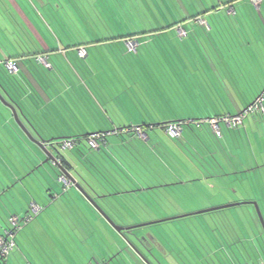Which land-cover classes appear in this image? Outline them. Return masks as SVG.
<instances>
[{"label":"rangeland","instance_id":"1","mask_svg":"<svg viewBox=\"0 0 264 264\" xmlns=\"http://www.w3.org/2000/svg\"><path fill=\"white\" fill-rule=\"evenodd\" d=\"M7 1L10 0H5V3ZM165 1L168 4H149L147 0H142L133 7L123 4L121 0V14L112 4H103L104 1L87 4L94 15H103L104 18L114 16V19H109V23L105 20L101 26L87 25L86 31L91 39L110 37L114 35L113 32L126 33L127 29L153 31L135 36L139 43L136 50L129 48L126 39L119 38L88 46L89 56L85 57H80L78 52H70L69 56L63 55L61 50L59 54V50L55 49L54 54L48 56L49 59L44 55L48 62H52V68H47L45 63L34 59L37 70L41 71L39 74L36 72V77L41 78L44 88L39 90L31 85L32 89H24L25 81L15 71V78L19 81L13 79L15 88L11 91L19 98L20 106L14 104L16 111L8 105V102H12L11 98L0 88V93L6 99L5 103L0 98V239L12 240L14 243L5 256L1 253L0 246V259L3 264H88L95 258L100 262L105 261L106 264H170L171 252L177 264H183L180 261L188 264L193 262L191 258L204 253L199 246L202 245L201 241H205V235L212 231L221 238L229 235L232 240L243 239L241 243L247 250L255 245L256 224L251 219L263 229L255 204L241 203L200 214L179 215L210 208L213 204L256 201L264 217V110L248 113L244 122L236 128L228 129L221 123V135L217 136L212 130L210 138H202L208 146H219L220 149L222 147L221 151L225 154L214 149L213 155L211 153L209 157H205V161L201 163L203 167L201 165L200 168L190 159L178 160L174 155L168 158L166 150L164 151L165 144H183V136L172 137L161 127L150 129L147 141L139 138L131 140L129 136L133 135V131L121 134L126 139L122 150L132 152L142 161L141 170L131 169L129 163H124L130 166L124 167V170H127L125 173L128 176L133 177V181L127 180L120 169H113L116 165L114 161L121 156L120 150H116L112 143L118 138L117 134L108 136L109 144L105 148L95 149L97 157L99 156L105 167L93 168V165L84 164L87 162L85 157L93 151L86 140L79 143L86 153L85 157L77 155L76 150H63L58 146L62 153L73 157V161L79 164L80 171L90 183L100 181L99 191L111 193L117 190L114 192L116 195L100 198V203L105 199L131 196L137 199L134 202L137 209L126 220L131 225L173 218L136 227L134 231L126 234L127 238L115 230L74 185L67 187L65 182L59 180L50 164L45 163L33 174L14 182V179H19L24 173L16 170L18 163L31 166L37 162V159H32V153L26 145L30 142L34 148L32 145L35 143L28 136L27 128L20 126L19 119L29 127L30 134L49 139L54 137L52 135L74 133V127L83 132L87 128L99 126V119H103L105 125L100 122L106 127V118L109 119L108 123L111 119L125 123L150 118L153 121L183 117L203 118L207 117L205 109L214 103H220V107L221 104H226L230 111L236 109L230 105L232 98H227L220 89H216L219 93L214 94V99L212 92L207 91L203 96L188 98L182 106L170 100V90L167 87L173 77L175 80L174 74L184 68L188 72L198 69L207 77L208 63L214 61L208 55L204 41L206 39L197 35L202 30L201 23L204 20L187 22L183 27L187 28L188 34L184 36L179 34L178 27L154 32L179 20L178 13H186L188 8L186 4H170L169 0ZM11 7V12L21 21L20 11ZM64 8L66 11L70 9ZM221 13L228 16L224 10ZM31 14L36 18L37 15L33 12ZM206 18L210 20L209 17ZM4 23V20H0V44L7 45ZM191 27H196L197 32ZM221 29L219 31H224L222 34L227 35L226 43L229 46L232 43L229 30L226 26V30ZM67 33L70 34L69 29ZM232 33L235 36L233 31ZM260 36L263 37L261 33ZM238 54L240 53H235L236 62L247 60V57ZM68 58H71L72 63L65 64ZM183 65L186 66L182 67ZM217 68L221 70L220 66ZM232 68L235 69L232 75L241 72L238 68ZM257 69L263 71L264 67ZM58 70L66 73L62 74ZM259 70L244 72V78L237 83L238 93L234 92V96L241 107L259 94L264 97V72ZM70 72L72 73L69 75ZM72 75L76 76V81L72 82ZM113 76L120 82L129 76L130 81L125 82L124 88H120V84L112 79ZM216 77L220 78L221 75ZM217 81L220 80L210 81L211 87L220 88ZM181 82L187 84L184 80ZM70 83L74 84V88L69 87ZM204 84L206 87L210 86ZM191 85L200 87L196 83ZM54 98H59L61 102H53ZM69 99H72V104ZM99 101H104V104ZM209 125L203 122L201 127L195 128L199 131L211 128ZM187 129L189 130L188 126L183 135L187 133ZM190 145L189 148H192ZM207 145L199 147L205 149ZM192 155L189 153L188 157ZM45 171L48 172L46 175ZM123 176L125 179H122ZM159 183L168 184L158 186ZM142 185L157 186L135 195L121 192L136 190ZM51 193H55L56 197ZM35 203L41 207L40 211L33 209ZM199 206L201 207L187 212L191 207ZM252 211L255 218L254 215H249ZM13 216L19 217L17 225L11 220ZM10 232L13 234H9ZM129 241L146 255L148 262L137 254ZM132 252L138 257L131 254ZM182 257L184 258L181 259ZM256 261L261 264L259 259Z\"/></svg>","mask_w":264,"mask_h":264},{"label":"crops","instance_id":"2","mask_svg":"<svg viewBox=\"0 0 264 264\" xmlns=\"http://www.w3.org/2000/svg\"><path fill=\"white\" fill-rule=\"evenodd\" d=\"M98 1H101V2L104 1L103 4H112L111 6H115L116 10L119 12V14H121V12L119 10V8L121 7V0H10L9 2L7 1L8 3H5V0H0V12L2 10H4V12H6V14H7L9 11H11V6H13L16 9H19L22 17L25 18L26 21L28 22L27 23L25 20L22 19V21L27 23V25H26V23L23 24V22L20 21L22 23V25L23 26L26 25L28 29L25 28L26 26H24V28L22 26V28L29 32V33H27V32L23 33V29H22L21 31H22L23 36L27 39L29 37H34V39L40 45V46H37V45L34 46L36 48V50H38V51L40 50L42 52V54L45 55L49 59L48 56H50V54H54L53 53L54 49H57V51L59 50V52H58L59 54H61V51H62L63 55L69 56L70 52L78 54L77 53L78 47L76 44H78L79 41L80 42H86V41L92 42V41L96 40V39H91L89 37L88 32L86 31L87 25L94 24V25L101 26L104 22H106V21L108 22L109 19H114V16L113 17L106 16L104 18L103 15H99V14L94 15L92 13L90 6H88L87 4H96V2H98ZM139 1L141 3L142 0H123V4L132 5L134 7L136 4L139 3ZM147 1L149 4H152V3L168 4L165 0H147ZM169 1H170V4H186V7H188L186 9V13H183L182 11H181V14L178 13V15L180 16V19L177 21H173V22L169 23L170 25L171 24L172 25L180 24L182 26H185V24L187 22L196 21V19H195L196 17L191 19L190 16L193 14H197L201 10H205V9L211 10L209 12L202 14L203 15L202 17L208 21V19L206 17H209V15H212V14H215V15L220 14L219 12L224 10L226 12V14L228 15V21H227L226 25H227V30H229V35L231 38L230 41L232 42L230 44V46L233 49L234 53H236V52L240 53V54H238V56L247 57V60L244 59L243 61H240V63L238 65H235V66L233 65V67L238 68V71H241V72H254L256 70H259V69H257V67L258 68L264 67V0H261L260 7L256 8L258 11L254 8L255 6L251 2V0H169ZM148 3H146V4H148ZM63 4H71V5L65 6ZM196 4H201V5L197 6ZM64 7H69L70 8L69 12L66 11ZM195 7H196V9H194ZM48 9H51V10H48ZM133 10H135V9H133ZM24 11L26 13H24ZM29 11H31L35 15H37L36 18H34L31 14V12L29 13ZM62 11H63V14H62ZM87 11H88V13H87ZM123 11H124V9H123ZM26 14L29 16L31 22L27 19ZM95 16H96V18H95ZM98 16H99V18H98ZM184 17L190 18V19L187 21H182ZM9 20L10 19H5V23H4L5 27H3L4 35L7 38V41H6L7 45L4 44L3 46L5 47V49L7 51L11 52V54L17 55V53H13V52L17 51L18 48H13V46L11 45V39H12L11 37L13 36V34L16 33V31H17L16 27L18 25H16V23H9L10 22ZM56 24L59 25L60 27H57ZM10 25H12V29H10ZM60 28L62 29L61 34L59 31ZM68 29H69L70 34L67 33ZM127 31L133 32V29H127ZM232 31L235 33V36L232 33ZM128 32L119 33V34L113 32L114 35H110V37H106L105 39H108V40L119 39V37L118 38H115V37L127 34ZM260 33L262 34L263 37L260 36ZM63 36H66V37H63ZM85 36L88 38H85ZM242 36H243V38H242ZM64 38L70 40L72 47H70V48H64L63 47V44L60 42H61V39L65 40ZM97 39H99V38H97ZM120 39L123 40L126 38L120 37ZM97 44L98 43H87L86 45L84 44V45H79V46H84L86 48V51H87V56H89L88 46H90V45L96 46ZM51 48H54L53 51ZM249 52H251V54H249ZM211 54L212 53H208L209 56H211ZM67 63H72L71 58L66 59L65 64H67ZM58 71L61 72L62 74L66 73V72H63L62 70H58ZM233 71H235L234 68H233ZM259 71L262 73L264 72V70L263 71L259 70ZM71 73L72 72H70L69 75ZM76 79H77L76 76L72 75V82L76 81ZM112 79L115 82L120 84V86H119L120 88H124L125 82L130 81L129 76H126L122 82H120L115 76H113ZM68 85L70 88H74V84L72 85V83H70ZM52 101L53 102H57V101L61 102L59 98H54ZM69 102H70V104H72V99H69ZM75 103L76 102H74V104ZM99 103L104 104V101L103 102L99 101ZM69 113H70V115L72 114L71 111H69ZM106 119H107V121L109 120L108 118H106ZM147 120H151V118L150 119H143V121L131 120V121H128L125 123L119 122L117 120L114 121L111 119L109 123L106 121V127H105V126H102V124H101V122L104 123L103 119H99L98 120L99 126L92 127L91 129L87 128L83 132L77 131V128L74 127L75 128L74 133L52 135L54 137H50V138L56 139V138H63V137H70V136L73 137V136H78V135L83 136V135L91 134L94 132H99L101 130H111V129H115V128H122L123 126H129L130 124L143 125V124H146ZM104 125H105V123H104ZM26 128L30 132L29 127L26 126ZM212 132L213 131L210 127L201 129L199 131L195 130L193 128H189V130L187 129V133L185 135H183V137H182V140L184 141L185 144L184 143L183 144L180 143V145L179 144L178 145H166L165 144L164 151L166 150V152H167L166 154L168 155V158L173 157V155H174L177 157L178 160L188 161L190 159L196 163L197 168H200V166L202 165L201 163L205 161V157H207L211 153L213 155L212 151L214 149L219 151V153L222 152L221 151L222 147H221V149L219 146L218 147H211V146L207 145V142L202 141V138H204L206 136L208 138H210V134ZM32 135L35 137H40V136H36L34 134H32ZM129 137L131 140L137 138L134 135H130ZM230 137L231 136H227V138H230ZM125 140H124V138L118 136V138L114 139L112 142L113 145L116 147V150H120L121 156H122L121 157L119 155L120 159H117L116 161L123 164L122 165L123 168L124 167L128 168L130 166L124 164V163H128L125 160V158H126L132 164V167H130L131 169L133 168L136 170H141L142 169V167H141L142 161L139 160L137 157H135L132 152L129 153V151L126 149L122 150L125 147L124 146ZM108 144H109V142L105 143L103 145V147L105 148V146ZM190 144H192V145H190ZM188 145L192 146V148H189ZM202 145H207V147L205 146V149H201L199 146H202ZM209 147H211L212 150H210ZM224 150H225V152H227V149H224ZM189 153L193 154L192 157L191 156L188 157ZM222 153L225 154L224 152H222ZM66 155H67L69 162H70V164H69L70 166H68V169L73 173V175L75 176V178L78 181H81L79 174L77 172L78 170H80L79 164L77 162L73 161V157L71 155H68V154H66ZM99 160H98V167L97 168L102 167V166L105 167L104 164L101 163V160L100 161ZM102 161H103V159H102ZM197 162H198V164H197ZM41 165H42L41 162H39V164L38 165L36 164L34 166V169L28 171L26 173V175L29 176V175L33 174L34 171L39 169ZM86 165H91V164L87 163ZM92 167L94 168V166H92ZM201 167H203V165ZM114 168L118 169V167L116 165L114 166ZM104 169L106 170L107 168H104ZM89 171L92 172V169H89ZM45 175H46V172H45ZM25 177L26 176H23L22 178H25ZM21 179H18V181ZM42 183L45 184V182H42ZM89 184L93 185V187H96L95 184H97V183H96V181H95V183L94 182L90 183V181H89ZM159 184L166 185L168 183H159ZM48 189H50V188H48ZM141 190H144V188L140 187L139 191H141ZM51 194L53 195V193H51ZM105 202L110 203L111 200L105 199L103 201L104 205L106 206ZM201 206L191 207L190 209H188L189 211H187V212H190L191 210L198 209ZM212 206L217 207V206H221V205L213 204ZM131 214H133V213H131ZM185 214L190 215V214H194V213L190 212V213H185ZM185 214H181L179 216H184ZM249 215L250 216L254 215V218H255V213H253V211L250 212ZM252 219H251V222H255V224H256V225L254 224L255 225L256 242H255V245H251L249 250H247L246 247H244V244L241 243V241H243V239L239 238L238 240L237 239L232 240L229 237V235L222 237L223 238L222 239L221 237H219V234H214L215 231H212V232H209L205 235V238H206L205 241H203V242L201 241L202 245L199 246L201 248V250H204V253L203 254L200 253V255L197 256L196 258H191V259H193V262L190 261L188 264H206V263L207 264L208 263H210V264H229L228 263L230 261V260H228L229 258H231L233 260L232 262H235L237 264H257L256 259H259V262H261V263L264 262V236H263L264 231H263L262 227L257 225L256 221H253ZM124 226H126V225H124ZM132 231H134V230L132 229L130 231V233ZM232 238H234V237L232 236ZM204 242H206V245L204 244ZM237 243H240V244L237 245ZM166 248H168V247H166ZM170 249H172V247H170ZM131 254H135V253L132 252ZM169 254L171 255L169 263L170 264H177L178 262L175 261L174 255L172 254V252ZM135 256L138 257L136 254H135ZM183 258L184 257H182L181 259H183ZM198 259H199V261H198ZM136 260L139 261L138 259H136ZM180 263L186 264V263L181 262V261H180ZM88 264H106V263H105V261L100 262L99 260H97L95 258V259H92Z\"/></svg>","mask_w":264,"mask_h":264},{"label":"trees","instance_id":"3","mask_svg":"<svg viewBox=\"0 0 264 264\" xmlns=\"http://www.w3.org/2000/svg\"><path fill=\"white\" fill-rule=\"evenodd\" d=\"M254 8L256 9V7H254ZM48 10H51V9H48ZM209 11H211V10L210 9L209 10L208 9L201 10L197 14H193V15L190 16L191 19L196 17L195 18L196 21L197 20L198 21L204 20V22L201 23L202 30H200V32H198L199 34H197V35L199 37H202V38L207 40L208 43L206 42V40H204L205 41V46L207 47V52L208 53H212L211 55H213V56H209V57L212 58V60L214 61V63L212 61L210 63H208L209 64V66H208L209 70L206 73L207 77H206L205 73L203 71H201V70L194 69L192 72H188L184 68V69H181V72H178V74L177 73L174 74L175 75V80H174V77H173V81L167 87L170 90V93H169V95H171L170 100H172V102H174V103H176L178 105H181V106H182V104H184V101L187 100L188 98H190V97L194 98V97L199 96V95L203 96L205 93H207V91L212 92L211 95H212V97L214 99V94H218L219 93V92H217L216 89H220V91L224 92V95L227 98H229V97L232 98L233 102H231L232 104L230 103V105L232 107H236V109L234 111H230L227 108L226 104H221V107H220V105H219L220 103H214L213 105H210V106L207 107V109H209V107H210L209 110L205 109L207 111V115H206L207 117H203V118L218 117V116H224V115H227V114H230V115L237 114V113L243 111L250 104H252L256 100V98L261 95V94H259L258 96L253 98L252 101L250 100L248 102V104L244 105L243 107H241L240 105H238V103H236L237 99L234 96V92L238 93L237 89L239 87L237 86V83H238V81L241 78H244V76H243L244 72H239L238 75H236V74L232 75V72H233V68L232 67H233V65L234 66L238 65L240 63V61L236 62V59L234 57H237V55H235V53H234L233 49L231 48V46L229 45L230 46V48H229V46L227 45V43H226L228 41L227 35L226 34L225 35L222 34V33H224V31H219L222 28V26H224V27L221 30H226L225 26L227 27L226 24H227V21H228V16H226L224 13L222 14L221 12H219L220 14L209 15L210 20L207 21V20H205L202 17L203 16L202 14L206 13V12H209ZM13 12H15V9H14ZM68 12H69V10H68ZM24 13H26V12L24 11ZM190 18H185L184 17L182 21H187ZM5 19H10L9 23H16V25H18L16 27L17 28L16 33L13 34V36L11 37L12 38L11 39V45L13 46V48H18V50L13 52V53H17V55L16 54H11V52L7 51L5 49V47L2 44H0V88H2L6 92V94L11 98V100H12V102L14 104H17V105L20 106V103L18 101V99H19L18 96H16V94L11 91L12 88H15V85L13 84V79L14 80L18 79V78H15L16 74H18L19 76L23 77V79L25 81V82L23 81L24 82V86L23 87H25L24 89H26V90L32 89V86H34L36 89H39V90L44 88V86H42V83H41L42 81L40 82L41 78L38 79L36 77L37 76L36 72L39 74V73H41V71L37 70L38 68H36V65H35L36 62L33 63L34 59H36V58L38 59L39 56H44V55L42 54V52L40 50L38 51L34 47L35 45L40 46L37 43V41L34 39V37H29L27 39V38H25L23 36L21 30L28 23L25 18L22 17V19L25 20L27 23L21 20V22H23V24L26 23V25L23 26L22 23L17 20V17L11 11H9L6 14V12H4V10H2L0 12V20L1 21H3V20L5 21ZM27 19L31 22V20H30L28 15H27ZM219 24H221V25L223 24V25L221 26ZM22 26H23V28H22ZM56 26L60 27L57 24H56ZM172 27L175 28V27H183V26L180 25V24H174V25L171 24L170 26L165 27L163 29H156V30H154V32L155 31L156 32L164 31L167 28H172ZM25 28H27V26ZM184 29L186 31H188L186 27ZM191 29L194 30V32L196 31V27H191ZM59 31H60V34H61L62 33V29L60 28ZM152 31L153 30H150V31H146V30L145 31H139V30H135L134 29L133 32L131 31V32H128L127 34H124V35H121V36H117L115 38H118V37L119 38L120 37L121 38H126V39L127 38H135L136 35L147 34V33H150ZM25 32L29 33L28 31L23 29V33H25ZM195 33H194V35H195ZM187 34H188V32H187ZM105 40H108V39L99 38V39H96V40H94L92 42L91 41H86V42H80L79 41L78 44H76V45L79 48V47H81L79 45H84V44L86 45L87 43H100V42L105 41ZM60 43L63 44L64 48L72 47V44H71L70 40H68V39H65V40L61 39ZM51 49L53 51L54 48H51ZM201 49H202V47H201ZM229 50H231V51H229ZM233 60H234L235 63L233 62ZM9 61L13 62L17 66L18 70H17L16 74L11 72L10 69L8 68L7 63ZM190 64H192V63H190ZM190 64H186V65H190ZM186 65H183L182 67H185ZM192 65L197 66L196 64H192ZM218 66L221 67V70H218V68H217ZM47 68H52L51 63H50V66H47ZM218 75H221V77L220 78L216 77ZM217 79L220 80V81H217V83L220 84V85H218V86H220V88L211 87L210 81L213 82L214 80H217ZM181 80H184L187 84L184 85L181 82ZM18 81H19V79H18ZM193 83L200 84V87L192 86L191 84H193ZM204 83H206V85L209 84L210 86L206 87ZM206 88H209V89H206ZM231 90H233V91H231ZM164 95L166 96L165 91H164ZM149 102H152V100H150ZM178 109L181 110L180 108H178ZM23 112L28 116V113L26 111L23 110ZM189 118L190 117H187V118H184V117L183 118H173V119H168V120L159 119L158 121H153L151 119V120H147L146 124H143L141 126L145 129L146 133L148 134L149 130L152 129V128L154 129L156 127H161L162 129H165V125L167 123H169V122L178 121V120H185V119H189ZM192 119L200 120L202 118H192ZM6 123L7 122L5 121V124ZM206 123H208V122H206ZM131 126H132V124L129 125V126H123L122 127L124 129L123 131H121L122 128H115L117 131L115 133H113V134H117L118 136H120L121 134L129 133L130 132L129 128ZM186 126H188V128H193V129L196 130L195 127H197V128L201 127L202 123H200V125H196V123H190V124H186ZM186 126H184V131H185ZM226 127H228V126H226ZM228 128H230V127H228ZM111 130H114V129H111ZM101 131H107V130H101ZM89 135L90 134L83 135V136L78 135V136H73V137L70 136V137L56 138V139L55 138L46 139L45 136H41V135H40V137H41L42 140H55L56 143H58V144L61 142V140L65 139V138H72V139H74L76 141V145L70 150H74V151L76 150V152H77L76 154L77 155L78 154L81 155V157H85L86 153H84V151L81 149L79 143H81L84 140H86L87 145H89L93 149V151L91 153H89V155H87L85 157L87 162H84V164L88 163V164H91V165H93L94 167L97 168L98 167L99 157H97V155H96V151H95L96 148H93L88 143ZM133 135L137 137L136 139H138V138L142 139L135 132L133 133ZM108 136L109 135H107L105 137L104 142L101 143V145H100V147L98 149L103 147V144L108 142ZM182 136H183V134H182ZM148 137H149V135H148ZM26 145H28V148H29V150L32 153V159L33 158L37 159V162L35 164L31 165V166H29V164L24 166L23 164L18 163V166H15L16 170L21 172V173H22V171L24 172L23 174H21L19 176V179H21L23 176L27 177L26 173L28 171L34 169V166L36 164L38 165L39 162H42L45 159V157H46L45 153L43 152V150L41 148H39L37 145L33 144L32 146L34 148L31 147V143L30 142L28 144L26 143ZM26 145L24 147H27ZM59 151H60V149H59ZM27 157H28L29 160H31V158L29 156H27ZM59 158H61V165L63 167L68 168V166H70L69 165L70 164L69 159H68V157H67V155L65 153H62L60 151ZM125 160L132 166V164L126 158H125ZM114 162H115L116 166L118 167L117 170L120 169L121 172H123L126 175L125 177H127V180L133 181V177L132 176H128L125 173V172H127V170L126 171L124 170V168L122 166L123 164H121V163H119L117 161H114ZM47 164H50V166H52V169L54 170V173H56L58 176L60 175V173L62 172L60 170L61 166L59 167L56 164H53L52 162H48ZM94 164H96L97 166L94 165ZM113 169H114V167H113ZM45 172H47V171H45ZM77 172H78L79 177L81 179V181H79V182L86 188V190L92 195V197L104 209V211H106V213L117 224H119V225L122 224V225H126V226L129 225L130 222H128L126 220L128 219V216L131 213H133V210L137 209V206L134 205V202H136L137 199L134 198L133 196H131L130 198L129 197H125V198H121V199L113 198V199H111L110 203L105 202V204H106V206H105L104 203H100L99 199L103 198V197H108L109 195L110 196L116 195V193H114V192H117V190L114 191V192H111V193H108V192L105 193V192L99 191L100 185H101L100 181L97 184H95L96 187H93V185L89 184V181H88V178L86 177V175H83L80 170H78ZM107 172H108V170H107ZM125 177L123 176L122 179H125ZM14 180H15L14 182L18 181V179H14ZM157 185L161 186V184H157ZM157 185H151V186L142 185L140 187L144 188V190H141V192L142 191H149L150 189H153ZM139 188L136 189V190H133V191L132 190H126V191H121V192L122 193H132V195H135V193L140 192ZM121 192H119V193H121ZM126 210H128L129 213H127ZM120 211H126V212L125 213H121ZM123 233H124L125 238H126V234L128 233V231H124ZM228 260H230L228 262L229 264H237L235 262H232L233 260L231 258H229ZM0 261H1V259H0ZM208 264H210V263H208Z\"/></svg>","mask_w":264,"mask_h":264},{"label":"built area","instance_id":"4","mask_svg":"<svg viewBox=\"0 0 264 264\" xmlns=\"http://www.w3.org/2000/svg\"><path fill=\"white\" fill-rule=\"evenodd\" d=\"M251 2L256 8L260 7L261 0H251ZM178 31L181 36L187 35V31L182 27H178ZM126 42L131 50H136L139 44L137 40H135V38H127ZM78 53L81 57H85L87 55L86 48L84 46L79 47ZM38 59L42 61L43 63H45L46 66H50V63L47 61L45 56H39ZM7 65L10 71L13 73H15V71L18 70L17 66L11 61H9ZM258 110L260 111L264 110V97L262 94L259 97H257L256 100L252 104H250L243 111L237 114H233V115L227 114V115L218 116V117L202 118L200 120L189 118L185 120L172 121L165 125V130L172 137H181L184 131V126L186 124L196 123V125H200V123L208 122L212 130H214V132L217 135H221L222 134L221 123H224L226 126L230 128H236L244 122V118L247 116L248 113L256 112ZM121 130H123V128ZM116 131L117 130L114 129V130L94 132L89 135L88 143L93 148L98 149L101 143L104 142L105 137L107 135L115 133ZM129 131L135 132L140 138L144 139L145 141L149 139L148 134L146 133L145 129L141 125H132L129 128ZM75 145H76V141L74 139L65 138L61 140L58 146L60 147V149L67 150V149H72ZM57 159H58V162L61 163V158L57 157ZM54 164H57V163L54 162ZM58 179L65 182L67 184V187L73 185L71 179L63 172L60 173V175L58 176ZM33 209H35L36 211H40L41 207L35 203L33 205ZM11 220L15 223V225H17V222L19 221V217L13 216ZM9 234H13V232H10ZM13 244L14 243L12 240L2 239V238L0 239L1 253L3 254V256L6 255L7 253L6 251L10 247H12ZM0 264H3V262L0 261ZM261 264H264V262H262Z\"/></svg>","mask_w":264,"mask_h":264},{"label":"water","instance_id":"5","mask_svg":"<svg viewBox=\"0 0 264 264\" xmlns=\"http://www.w3.org/2000/svg\"><path fill=\"white\" fill-rule=\"evenodd\" d=\"M0 98L6 103V99L4 98V96L0 93ZM12 103V104H11ZM8 102V105L11 106V109L13 111H16L14 108V103L13 102ZM16 113V112H15ZM16 118L18 120V116L16 115ZM20 120V119H19ZM19 124L22 128L26 129V126L21 123V121H19ZM28 136L31 138V140L37 144L45 153V159L41 162V164H45L48 162H56L57 166H61L60 170L65 173L72 181L73 185L95 206V208H97V210H99V212L101 213V215L109 222V224L115 229L117 230L120 234H122L124 237V231H128L130 232L132 229L139 227L141 225H148V224H153V223H157V222H161L163 220H167V219H173V218H166V219H161V220H157V221H151V222H147V223H142V224H137V225H128V226H124V225H119L117 224L107 213L106 211H104V209L97 203V201L92 197V195L86 190V188L75 178V176L73 175V173L68 169L65 168L61 165V163L58 162L57 156H56V152L58 151V153H60V151L58 150V144L56 143L55 140H42L40 137H35L32 134H30L29 130L26 129ZM45 141V142H44ZM241 203H252L255 204L257 210H258V214L260 216V220L262 222V226L264 229V217L260 211V208L258 206V203L256 201H243V202H236V203H232V204H226V205H221V206H217V207H211V208H206V209H202V210H198L192 213H205L208 211H213V210H217V209H222V208H226V207H231V206H235V205H239ZM187 215V214H185ZM127 238V237H126ZM130 246H132V248H134V250L137 252V254L142 257L146 262H148V259L146 258V255L141 252L139 250V248H137V246L135 244H133L132 241H129Z\"/></svg>","mask_w":264,"mask_h":264},{"label":"flooded vegetation","instance_id":"6","mask_svg":"<svg viewBox=\"0 0 264 264\" xmlns=\"http://www.w3.org/2000/svg\"><path fill=\"white\" fill-rule=\"evenodd\" d=\"M58 144V143H57ZM59 145V144H58ZM59 150V149H58ZM56 156L59 157L58 151L56 152ZM54 164V163H53ZM60 172V171H59ZM62 173V172H61ZM147 249V248H146Z\"/></svg>","mask_w":264,"mask_h":264}]
</instances>
